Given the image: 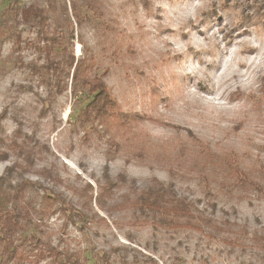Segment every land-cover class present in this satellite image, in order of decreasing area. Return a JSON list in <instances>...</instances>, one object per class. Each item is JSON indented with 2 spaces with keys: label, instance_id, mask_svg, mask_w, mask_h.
I'll list each match as a JSON object with an SVG mask.
<instances>
[{
  "label": "rangeland",
  "instance_id": "374dc122",
  "mask_svg": "<svg viewBox=\"0 0 264 264\" xmlns=\"http://www.w3.org/2000/svg\"><path fill=\"white\" fill-rule=\"evenodd\" d=\"M2 114L0 264H264V0H0ZM154 180L201 230L139 216Z\"/></svg>",
  "mask_w": 264,
  "mask_h": 264
},
{
  "label": "trees",
  "instance_id": "16d2710c",
  "mask_svg": "<svg viewBox=\"0 0 264 264\" xmlns=\"http://www.w3.org/2000/svg\"><path fill=\"white\" fill-rule=\"evenodd\" d=\"M22 19L25 22H30L31 20H36L40 24H45L47 21V16L43 9L36 6H30L23 8L21 11ZM73 55V59H74ZM91 94H93V99L89 103L88 107L91 106L99 107L103 103V107L108 105L110 102L109 94L103 87L102 83L97 82L90 89ZM96 104V105H95ZM101 107V106H100ZM0 117L5 118V114ZM10 167H7L5 171H9ZM241 170H237V175L243 178V174L240 173ZM120 178V177H119ZM5 180L4 176L0 177V219H5V226L2 228L4 232H11L14 227L17 226L18 222L15 218L17 216L16 211L8 210L7 203L3 191V182ZM107 182L109 185L113 186L114 182L107 176ZM125 180V179H121ZM30 182L28 180L21 181L15 187L14 198L18 195L23 194L27 189ZM90 187H92L89 184ZM51 200L50 197H47ZM132 204L135 207V211L139 213V216H144L150 218L156 225L167 228L181 227L190 228L195 230H201L202 227L196 224L195 216L193 210L189 203L181 198L177 194L174 184H164L158 180L152 181L146 188L142 190H136L135 195L132 198ZM139 216L137 218H139ZM4 245L5 252H13V243H9L6 239V235L0 236V246ZM12 250V251H11ZM15 253V252H14ZM57 256V254H54ZM69 257V256H68ZM71 258V257H70ZM69 260V259H68ZM2 259L0 262L2 263Z\"/></svg>",
  "mask_w": 264,
  "mask_h": 264
}]
</instances>
